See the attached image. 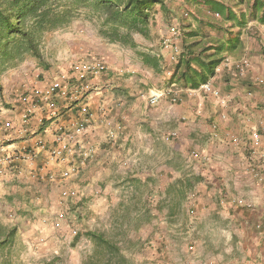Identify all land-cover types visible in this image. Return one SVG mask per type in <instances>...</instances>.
Here are the masks:
<instances>
[{"label":"crops","instance_id":"obj_1","mask_svg":"<svg viewBox=\"0 0 264 264\" xmlns=\"http://www.w3.org/2000/svg\"><path fill=\"white\" fill-rule=\"evenodd\" d=\"M198 1L191 6L192 10L200 15V19L212 22L217 29L202 28L193 23L191 28H200L215 41L219 39L225 43L229 39V45L233 44V47L223 48L221 54L230 65L242 59L248 60L251 66L246 73L236 77L233 68L215 70V76L209 82L219 92L218 98L208 94L197 95L192 89L183 88L172 76L179 55L172 59L170 48H163L161 42L167 28L160 23L156 31L154 29L156 45L150 52L156 57L155 62L159 60L158 70H153L151 66L149 72L136 66L120 67L115 75L110 74L100 80V93L94 95L100 107L91 108L101 117L105 114V117L126 124V134L123 136L122 133L117 140L119 145L123 141V147L128 141L133 147H138L133 151L132 161H137L139 166L144 160L159 161L162 158L165 162L163 174L157 175L154 168L143 170L151 192L149 207L154 209L158 204L151 214L152 222L155 225L157 220L162 221L158 223L162 228L151 231L150 240L152 243L155 241L154 256L157 251H168L167 264H264V174L260 171L261 166L264 168V23L247 17L245 7L243 12L247 18L244 26L238 27L233 20L225 19V15L238 9L235 7L237 0ZM218 4H223L226 10L230 8L229 11L224 10L215 16L213 10L220 6ZM156 15L162 17V13ZM182 47L181 41L180 49ZM171 85L175 87L174 91H179V101L175 104L168 100L171 95L167 88ZM153 96H157L158 100L151 105L149 99ZM9 109L8 119L15 127L7 135L8 143H3L9 152L16 151L32 135V139L48 136L44 131L49 132L52 126L50 122H43L39 127L40 111H35L29 124L22 126L18 122L19 111L14 106ZM255 131L260 135L258 147L251 143V133ZM104 133L103 125L90 126L85 137L87 144L94 145L96 153L89 162L95 164L82 168L83 171L88 167L86 176L91 182L95 179L90 174H96L97 167L101 169L99 164L107 166L106 162H102L106 158L101 157L104 152H98L95 146L99 138L106 141ZM171 134H177L179 144L174 140L167 142ZM233 138L238 143L232 142ZM170 146L179 149V162L184 165L189 160L191 162L192 168L183 175L181 171L177 174V168L171 167L173 156L171 152V156L167 153ZM161 148L165 149L162 153ZM193 153L197 156L193 157ZM41 163L42 157H39L31 165L22 164L15 177L35 178L40 182H51L61 177L58 172L53 178L46 175ZM105 171L101 177L107 179ZM136 171L135 175H139L138 168ZM259 175L262 176L260 179ZM7 176L14 177L7 172L2 178ZM179 176L180 181L175 183V178ZM102 181L106 186L107 181ZM187 181L192 185H188ZM182 190L185 191L184 199L177 201L173 207L169 195L175 192L182 194ZM239 200L242 204L237 203ZM172 208H184L186 215L174 212L164 214L162 211ZM156 210L161 215L155 214ZM177 238L179 242L175 244ZM171 255L178 258L173 259Z\"/></svg>","mask_w":264,"mask_h":264},{"label":"rangeland","instance_id":"obj_2","mask_svg":"<svg viewBox=\"0 0 264 264\" xmlns=\"http://www.w3.org/2000/svg\"><path fill=\"white\" fill-rule=\"evenodd\" d=\"M5 1L0 0V6ZM97 1L46 0L39 12H44L47 18L43 22L39 17L28 18L20 27L21 32L30 33L33 43H29V36L23 33H11L0 41L1 121L8 119L9 108L13 106L12 99L17 90L25 89L36 81L51 79L58 72L66 71L74 63L86 61L89 57L101 60L106 66L107 71L101 79L108 78L110 74L115 75L120 67L136 66L149 72L153 62L144 61V55L153 60L156 58L150 52L156 45L154 29L156 31L160 23L165 24L162 17H151L145 29L138 31V26L134 27L131 23L130 16L120 12L123 7L118 8L119 16H116L112 12L117 7L102 8ZM179 2L178 13L183 18L191 8L185 6V2ZM6 12L14 15L15 11ZM157 63L160 65L159 60ZM174 88L173 85L168 86V92L174 91ZM88 101L90 107H100L94 95L88 97ZM122 126L124 136L126 124ZM88 132L89 128L84 137ZM176 139L177 134H171L167 142L174 140L179 144ZM99 142L96 141L95 146L98 152H104L101 157L106 158L102 162H106L107 166L99 164L101 169L97 167L96 174H90L94 175L95 180L92 182L87 180L86 175L89 165L94 162H88L87 169L81 170L69 181L58 178L51 182H40L35 178H16L15 175L13 178L0 177V264H84L91 258L104 261L109 255L91 233L102 234L106 240L115 244L120 256L128 264H167L168 251H157L156 256L153 253L155 241L152 243L150 240L153 235L151 231L162 228L158 224L162 221L157 220L155 225L152 222L151 214L158 204L154 209L149 207L150 186L143 177L146 168H154L157 175L163 174L165 162L162 158L159 161L144 160L139 166L137 161L131 159L133 151L138 147H133L129 141L124 147L121 145L123 141L119 145V140L110 144L99 138ZM170 147L167 153L173 156L171 167L177 168V174L181 171L183 175L192 168L191 162L189 160L185 165L179 162V149ZM164 151L161 148L160 153ZM98 152L97 158L100 157ZM186 166L189 167L186 169ZM137 168L139 175H135ZM104 171L107 179L101 177ZM180 178L176 177L175 183ZM102 180L107 181L106 186H103ZM187 184L192 185L190 181ZM65 189L74 191L75 197L64 199L61 193ZM181 192L169 195L173 207L177 201L184 199L185 191ZM183 209L162 211L164 214L174 212L184 216L186 213ZM58 213H67L71 222L56 226ZM154 213L161 215L158 210ZM175 241L176 244L179 239ZM179 253H182L180 249ZM171 257L178 258L175 255Z\"/></svg>","mask_w":264,"mask_h":264},{"label":"built area","instance_id":"obj_3","mask_svg":"<svg viewBox=\"0 0 264 264\" xmlns=\"http://www.w3.org/2000/svg\"><path fill=\"white\" fill-rule=\"evenodd\" d=\"M186 16L185 13L184 17ZM182 39V33L175 25L170 26L167 34L163 36L162 46L163 48H170L172 59L180 54ZM250 66V62L246 59L230 65L229 60L225 58L216 70L219 72L220 67L233 68L234 76L241 77ZM106 71V66L101 60L89 57L86 61L74 63L66 71L58 72L51 79L36 81L26 86L25 89L17 90L12 101L14 108L19 111L18 122L22 126L27 125L35 111H40L39 127L43 122H50L52 129L49 132L44 131V134L48 133V136H37L32 139L34 136L32 135L29 141L16 151L9 152L6 151L4 144L8 143L7 135L15 129L14 123L11 120L0 121V150H2L0 177L7 172L15 175L20 171L22 164L31 165L39 157H42L41 167L46 169V175L53 178L58 172L62 181H69L83 167L87 166L88 162H91L95 153L94 145L87 144L84 137V133L90 126L103 125L106 141L115 142L117 137L122 134L121 122L111 117H105V114H102L103 117H101L92 110L89 101L87 103L88 97L100 93L98 83ZM191 91L197 95L208 94L216 98L219 97V92L210 82H205ZM175 92L170 91L171 96L168 99L171 104L179 101L178 93ZM157 100L158 97L153 96L149 99V104L154 105ZM69 114H73V116L71 117ZM232 142L238 143V140L233 138ZM251 143L254 147L259 146L260 135L258 132L251 133ZM192 156L196 157L197 154L193 153ZM260 171L261 174H264L262 166ZM261 177L259 175V179ZM61 194L64 199H73L76 195L71 189L62 190ZM237 203L242 204V201L239 200ZM55 220L56 226L63 222H71L67 213H58ZM72 231L76 234L75 230Z\"/></svg>","mask_w":264,"mask_h":264},{"label":"trees","instance_id":"obj_4","mask_svg":"<svg viewBox=\"0 0 264 264\" xmlns=\"http://www.w3.org/2000/svg\"><path fill=\"white\" fill-rule=\"evenodd\" d=\"M44 1L46 0H6L3 6H0V41L4 40L5 37L11 33H23L25 36H29L27 39L28 42L33 43L34 39H32L30 33H28V31L21 32L22 30L20 27L28 18L39 17L42 22L47 18L44 12H39ZM183 2H185V6L189 7V9L193 4L199 3L198 0H183ZM97 3L102 8L106 9L117 7L116 10L112 12L116 16H119L118 8L123 7V10L120 12L130 16L131 23L134 27L138 26V31L145 29L150 18L154 17L156 14L155 12L158 11V13H162V19L163 22H165V24L162 25L166 26L167 30L172 25L177 26L182 33L183 47L180 54H178L175 72L172 76L175 77L176 82L183 88L194 89L205 82H209V79L215 76L216 68L225 59L223 58V54H221L223 48L227 49V47H233V44L231 46L229 45V39H227L225 43L219 39L215 41L214 39H209L210 37L204 34L203 30L200 28H191V23H193L195 26L202 28L208 26L217 29L212 22L208 23L206 20H203V18L200 19V15H197L198 13L192 10L193 8L190 9V12L188 11L186 13V18H181L178 13L180 8L177 7L180 5L179 0H98ZM157 5L159 8H155ZM218 5L220 6L213 10L216 12L214 15L217 16L226 10L223 4ZM235 7L238 9L233 12L231 11V13L225 15L224 18L233 20L236 26H244L247 17L252 20H257L262 24L264 23V0H237ZM244 7L248 12L247 17L243 12ZM228 9L226 12L229 11ZM6 11L15 12H13L14 15H12L11 12ZM238 11H240L239 14ZM121 15L120 17L122 18ZM155 17H157V15ZM188 17L190 20H188ZM185 19L187 23H185ZM231 40L234 39L231 38ZM144 59H146L144 61L153 62V64L150 65L153 70L157 69L158 64L155 60L145 55ZM90 235L100 244V247H103L107 251L109 256H107L104 261L98 258H91V260L84 264H128L127 261L120 256L117 246L106 240L102 234L91 233Z\"/></svg>","mask_w":264,"mask_h":264}]
</instances>
